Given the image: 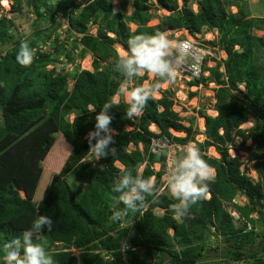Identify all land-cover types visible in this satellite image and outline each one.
Instances as JSON below:
<instances>
[{"label":"trees","instance_id":"16d2710c","mask_svg":"<svg viewBox=\"0 0 264 264\" xmlns=\"http://www.w3.org/2000/svg\"><path fill=\"white\" fill-rule=\"evenodd\" d=\"M8 1L16 14L25 10L28 15H35L33 26L42 25L41 21L49 18L55 20L56 16L66 19L67 39L71 38L72 43L66 51L63 46L67 42L60 43V37H53L61 22L37 30L27 40L33 60L22 66L16 55L24 41L9 33L14 21L5 14L0 16V47L12 44L0 53V235L12 238L22 234L32 228L38 215H44L52 218L53 229L35 233L34 240L44 243L46 251L55 244L61 245L60 251L49 254L55 264H216L215 256H210L213 251L221 264H264V34H255L264 32V17L254 16L245 0H197L196 11L190 6L191 0H132L129 15L122 7L115 10L114 0ZM159 11L168 15H155ZM155 18L158 24L150 26ZM130 24L135 26L133 31ZM91 27L95 28V35L90 33ZM204 29L217 31V44L227 56L223 61L224 78L217 68L210 70L209 80L218 86L216 102L211 105L216 116L200 114L204 118V140H196L200 133L194 118L188 120V127L182 125L184 120L172 110L171 94L160 88L161 98L150 99L142 116L128 120V105L122 100L112 101L125 79L115 70L119 58L115 46L126 50L128 40L139 34L187 30L193 35ZM50 43L55 45V55L46 51ZM78 48L81 60L91 57L92 71L77 67L68 88V74L57 70L56 65L63 57H75ZM146 79L147 73L135 78L133 86H142ZM164 81L158 78L157 83ZM241 84L244 93L239 91ZM105 103L112 105L108 114L112 117V147L116 152L93 166L84 162L88 156L94 158L85 137L93 130L95 115ZM70 114L74 116L71 122L67 120ZM250 118L254 127L241 129ZM50 119L55 123L50 125L51 132L55 133L56 126L71 150L62 168L52 176L45 197L37 203L36 191L30 193L29 184L24 182L29 171L22 166L32 149L29 138L36 140L35 129ZM152 125L157 132L150 129ZM171 130L185 136L175 137ZM25 134H29L28 138ZM52 138L51 144L56 140ZM163 138L180 146L195 143L214 170V179L205 182L209 197L192 205L184 216L172 211L171 205L178 201L165 191L161 181L167 151L161 150L158 155L151 151L153 140ZM236 139L241 143L234 148ZM229 147L235 153L240 149L247 154L246 161L256 173V181L248 176L249 168H245L240 157L230 156ZM210 148L218 158L208 155ZM155 164L159 165L158 171L154 170ZM20 170L25 178L18 182ZM125 171L134 176L155 177L157 191L155 196L146 198L140 212H129L120 221H113L111 217L117 209L114 198L118 196L113 186ZM67 176L85 188L74 191ZM19 191L26 197H21ZM238 195L247 203L237 204ZM229 205L240 225L235 224L227 210ZM156 210L162 213L157 214ZM260 226L261 233L257 231ZM218 238L223 240V248L216 245L213 251L206 249L204 243ZM260 242L262 245L256 248ZM124 243L130 249L122 252ZM71 248L78 250V256L71 254ZM209 259L213 260L207 262Z\"/></svg>","mask_w":264,"mask_h":264},{"label":"clouds","instance_id":"9594fccd","mask_svg":"<svg viewBox=\"0 0 264 264\" xmlns=\"http://www.w3.org/2000/svg\"><path fill=\"white\" fill-rule=\"evenodd\" d=\"M4 1L8 0H2L0 3ZM115 1L117 0L113 2ZM77 2L83 3V0H77ZM232 8L235 7H231V10ZM21 30L25 33L30 32L27 24H24ZM168 32L134 35L128 40L127 49L119 55L115 70L125 79L121 81L117 95L126 98L128 107L125 115L128 120L142 116L148 101L157 96L159 91L158 83L149 85L146 81L142 86H133L135 78L147 73L154 78L171 80L176 75L174 64L179 65L186 59L191 43L170 39ZM16 60L22 66L31 64L33 51L27 41L21 43ZM110 108H112L110 103L104 104L102 110L95 115L93 130L89 131L85 137L89 152L97 161L107 157L109 153L114 155L116 152L115 147H112L115 144V132L110 127L112 121V117L108 114ZM179 118L184 120L181 122L182 125L186 123V126H183L188 127V120L194 117ZM175 133L171 131L172 135ZM183 134L185 136V133ZM181 151L182 155L172 161L165 177L168 192L175 201H178L171 205L172 211L177 216H184L192 205L206 197L208 186L205 182L214 179V170L202 158L200 149L195 143L189 142L183 145ZM166 168L167 159L165 172ZM155 185V177L144 178L142 175L134 176L131 172L125 171L113 186V192L118 193V196L114 198L117 209L113 212L111 219L120 221L127 217L129 212L133 214L140 212L145 206L146 198L155 196L157 191ZM120 205L123 207H119ZM45 229L48 232L52 231L53 220L49 216L38 215L30 230L0 243V264H55L52 256L46 251L44 243L34 240V234H42Z\"/></svg>","mask_w":264,"mask_h":264},{"label":"rangeland","instance_id":"374dc122","mask_svg":"<svg viewBox=\"0 0 264 264\" xmlns=\"http://www.w3.org/2000/svg\"><path fill=\"white\" fill-rule=\"evenodd\" d=\"M131 1L132 0H124L123 2H119V1H115L113 2V5L115 6V10H119L120 7L124 8L125 9V12L129 13L131 12V10H129V7L131 6ZM197 0H191L190 2V6L191 8L196 11V8H197V5H196V2ZM8 2V1H7ZM4 3V2H3ZM1 4L0 3V16L4 15L8 18V19H11L12 21H14L15 25L14 27L11 26L12 28L10 29V32L11 34L14 35V37L17 39H19L20 42L22 41H27L33 34L35 31L37 30H43V29H48L51 27V25L53 24H56L57 22H61V25L60 27L57 29L55 35L53 37H60L58 38V41L61 43L62 41H66L67 43L63 46L64 49H66V51L70 49L71 47V41L72 39L68 38V34L65 33L64 29V25L62 22H64L63 19L59 20L57 18H55V20H50V18L46 21H41L42 22V25L41 23L38 24L37 26H33V22L35 20H37L36 16L35 15H32V14H29L25 12V10L23 11V13H18L16 14L15 11L11 10L10 9V2H8V6L5 5V4ZM244 3L247 4V7L249 8V11L256 17H264V0H245ZM131 9V7H130ZM2 10V11H1ZM11 10V11H10ZM10 11V12H9ZM41 11V10H40ZM233 12H236V8H232ZM67 13H65L64 15H66ZM46 15V13H45ZM155 15H159V16H162V15H168L166 14L165 12L163 11H159L157 12ZM64 17V16H63ZM65 18V17H64ZM156 19V18H155ZM155 19H153V21H151L149 23L150 26H153V25H157L158 22L156 23ZM157 20V19H156ZM24 24H27L30 28V32H27L25 33L24 31H22V27ZM31 25V26H30ZM130 29L133 31L135 29V26H129ZM215 31V30H214ZM90 32L91 33H94L93 35H95V28H90ZM209 33V32H208ZM255 34L257 36H262L264 34V32H255ZM169 35V34H168ZM173 34L169 35V38L170 39H173L172 38ZM216 42L213 43V45H215ZM12 44L11 43H8L6 44L5 46H2L0 47V53L1 52H4L6 51L7 49L11 48ZM117 46V45H116ZM116 46H115V49H116ZM49 47V48H48ZM81 48V47H79ZM79 48L77 49V51L75 52V57L71 56L70 59H67V58H62V59H59L58 61V64L56 65V68L57 70H62L63 73H66L68 74V88L71 87L73 81H72V77L71 75H73L75 69L78 67L80 69H84V70H88V71H92V67H91V62H92V59L89 55H87L83 60H81L77 55L79 53ZM236 50L238 49V47L235 48ZM46 51H49L50 53L52 54H56V51H55V45H52L51 43L49 45L46 46ZM120 55V54H119ZM73 61V63H71ZM71 64H73V66L71 67ZM52 66H48V69H51ZM223 69H224V65H223ZM152 75L151 74H147V83L149 85H154V84H157L156 80H151L152 78ZM146 81H143L142 85H144V83ZM134 85V83H133ZM163 87V84H159V88L162 89ZM239 91H241L242 93H244V86L241 84L239 86ZM208 95H210L209 92H207ZM238 98H242V95L240 93H236L235 94ZM161 96L159 94V91H158V95L153 97V99H159ZM202 98H204L205 100H203V102L201 101L200 102V107H201V110L202 109H206L204 107H207L208 104H209V100L210 99V96H203ZM120 100H122L124 103L127 104L126 102V98L124 96H118V95H115L112 99V101L114 103H117L119 102ZM206 100H207V103H206ZM207 105V106H206ZM210 110H212V117L215 116V113L212 109V107H209ZM185 108L182 110V112L180 111V114L182 115V118H186V117H192L190 112H188L186 115H184L183 113L185 112ZM190 110L191 112L193 111L192 107H190ZM200 110V111H201ZM200 114H204L203 111L200 112ZM74 118L73 114H70L67 118L68 121H72ZM188 119V118H186ZM42 122V121H41ZM44 122V121H43ZM55 125V123L53 122V120L50 119V121L47 123V122H44L42 125L39 126L38 129H35L34 131V138L37 137L36 140L33 141V138H29L30 139V146H31V151L28 152L27 155V158L24 165L22 166V168L29 172H27L26 174L29 176L27 178H25V173H22L21 170L19 171L18 175V182H19V179L20 180H23L21 178H25L24 179V182L25 184H29L28 186V190L29 192L31 193L32 190H35L36 191V197H34V199L36 200V202L38 203L41 199H43L48 191V188L49 186L51 185L52 181H53V178L52 176L54 175V173H57L59 171V169L62 168V166L64 165V162L68 156V154L70 153V147L69 145L64 141V139L58 134V131H57V128L55 126V133L54 132H51L52 131V126L50 125ZM184 126H186V123L183 124ZM255 125L254 121L252 118H250V120L244 124L243 126H241L240 128L243 129V130H248V129H251L253 128ZM43 126V127H41ZM40 127L42 129H40ZM153 130V128H151ZM154 131V130H153ZM157 132V131H155ZM52 133V135H51ZM31 134V133H29ZM28 134V135H29ZM28 135H24V137H27ZM175 137H178V138H181V137H184L183 133H175L173 134ZM52 136L56 137V140L55 142H52L53 138ZM28 138V137H27ZM197 139L202 142L204 140L203 138V134L201 132V137L198 136ZM240 140L239 139H236L235 140V147L234 148H237L239 147L240 145ZM36 144V145H35ZM247 146L251 145V142L248 141L246 143ZM42 147V148H41ZM139 148L141 149V147L139 146ZM181 148L182 146L178 145V147H174L172 148L170 145H166L165 146V149L167 150L168 149V152L170 154V157L171 159L168 160V163H167V168H166V172L164 173V175L161 177V181H163V186L165 187V191H168L167 190V183H166V180H165V177L167 176L169 170H170V167H171V164H172V161L174 159H177L179 158L180 155H182V151H181ZM174 152V153H173ZM208 155L209 156H212V157H216L218 158V155L217 153L215 152V150L213 148H210L208 150ZM231 156V155H230ZM231 157H240V159L242 161L245 162V168L248 169L249 166H250V163H248L246 161V157H247V154L242 151V150H238L234 156H231ZM99 161V160H98ZM98 161L95 159V158H92L91 156H88L84 159V162H88L90 163L91 165H97L98 164ZM117 166L119 168H122V166L118 163ZM40 168V169H39ZM42 169V170H41ZM58 169V170H56ZM154 170L155 171H158L159 170V165H154ZM241 170L243 171V167L241 168ZM31 174V175H30ZM247 174L249 175L250 178H252L254 181L257 180V175L254 171H252L250 168L247 170ZM38 175H41V177H39L37 179V176ZM15 176V175H14ZM30 176H32V178H30ZM16 178V177H15ZM37 179V180H36ZM66 181L68 182V184L70 185V187L74 190V191H78L79 189H84L85 188V185H81L74 177L72 176H67L66 177ZM21 197H26V195L24 194V192L22 191H19ZM209 195L207 194L206 195V198H208ZM235 202L237 204H245L247 203L246 199L241 196V195H238L236 198H235ZM227 210L229 212H231V215L234 217V220H235V224L236 225H240L241 222L238 221L237 219V215L234 213L233 211V208L229 205V207H227ZM157 214H161L162 212L160 210H156L155 211ZM178 220H180L179 218H177ZM262 227H257V231L259 233H261V230ZM6 239H11V236H5V238L0 235V243H2L4 240ZM222 241V242H220ZM263 243V241H262ZM262 243H258L255 245V247L257 248L258 245L261 246ZM206 249H210L212 250L216 245H220L221 248H223L224 246V242L223 240H220L219 238L217 240H214L213 239H210L209 242H206L204 243ZM62 249L61 245L59 244H55L54 246H51L49 249H48V253H53L54 251H60ZM69 251L71 252V254L73 256H78L79 252L77 249H74V248H71L69 249ZM213 251V250H212ZM209 252V251H208ZM214 251L211 252L210 256L211 257H214L216 258V264H221L220 262V258H217L216 255H214ZM213 259H209L208 261H212ZM215 260V259H214ZM207 261V260H206ZM207 261V262H208ZM223 263V262H222ZM161 264H167V261H164L163 263Z\"/></svg>","mask_w":264,"mask_h":264},{"label":"built area","instance_id":"2783aa9c","mask_svg":"<svg viewBox=\"0 0 264 264\" xmlns=\"http://www.w3.org/2000/svg\"><path fill=\"white\" fill-rule=\"evenodd\" d=\"M56 18L60 19L61 17L56 16ZM63 20L64 22L62 23L65 24L64 31L67 33L68 23L66 19ZM167 34H173V40L189 41L191 47L187 50L185 61L179 65L174 64L176 75L171 80L165 81V86L162 87L161 91H166L171 94L169 99L173 102V111L176 112L179 117L182 118L180 111L182 112L184 108L186 109L183 113L184 115L190 112L191 116L195 118V126L198 127L201 133L203 131L204 118L200 115V112L203 111L206 115H212L209 107H211L213 103L215 90L218 88L215 83L205 78L211 73L210 70L215 68H217L222 78H224L223 61L226 60V54L217 44L218 33L216 30L209 31L204 29L200 33H195L193 35L189 34L187 30H174ZM214 42H216L215 45H213ZM190 82L193 83V85L188 86ZM207 92H209L210 95H208ZM191 94L194 95L191 96ZM201 95L210 96V99H208V106L206 105L207 107H204L206 109L202 110L200 102H203L205 99L201 98ZM190 107L193 109L192 112ZM198 136L201 137V134ZM198 136H196L197 141H199L197 139ZM166 145H170L172 148L178 147L170 144L166 138H163V140H153L151 151L158 155L161 150H166ZM229 154L231 156L235 155L232 147H229ZM169 159H171V157L168 152L167 163ZM128 249H130V245L124 243L121 251L124 252Z\"/></svg>","mask_w":264,"mask_h":264},{"label":"bare ground","instance_id":"6f19581e","mask_svg":"<svg viewBox=\"0 0 264 264\" xmlns=\"http://www.w3.org/2000/svg\"><path fill=\"white\" fill-rule=\"evenodd\" d=\"M3 4H5V5H7L8 6V2L7 1H4V3ZM116 51H117V54L119 55L121 52H123L124 50L120 47V46H116ZM211 72V71H210ZM211 76V73H209V75L207 76V78H205V79H209V77ZM152 79V81L153 80H156V82H157V80H158V77L157 78H154L153 76L151 77ZM147 80V79H146ZM146 80H144V81H146ZM166 81V80H165ZM165 81L163 82V83H161V85L163 84V86H165ZM211 82H213V81H211ZM213 83H215V82H213ZM191 85H193V84H191V82L190 83H188V86H191ZM161 90V89H160ZM169 91V90H168ZM159 94H160V96H162L161 95V93L159 92ZM191 95H194V94H191ZM204 95H201V98L203 97ZM161 98V97H160ZM194 102V101H193ZM216 102V100H215V97H214V100H213V103H212V105L214 104ZM204 126V125H203ZM204 127H203V131H204ZM171 131H173V130H171ZM203 131H202V133H203ZM175 132V131H174ZM165 151H167V150H165ZM160 153V152H159Z\"/></svg>","mask_w":264,"mask_h":264},{"label":"crops","instance_id":"0c3cea01","mask_svg":"<svg viewBox=\"0 0 264 264\" xmlns=\"http://www.w3.org/2000/svg\"><path fill=\"white\" fill-rule=\"evenodd\" d=\"M129 10H131L130 7H129ZM127 12H128V11H127ZM127 12H126V15H129V14L131 13V12H129V13H127ZM165 13H166V12H165ZM152 21H153V20H152ZM155 21H156V23L158 22V20H156V19H155ZM130 26H133V25L130 24ZM116 95H117V94H116ZM211 111H212V110H211ZM213 111H214V110H213ZM214 113H215V116H216V112H215V111H214ZM213 117H214V116H213ZM203 127H204V126H203ZM151 128H153L154 132L157 131L154 125H152V126L150 127V129H151ZM151 130H152V129H151ZM153 130H152V131H153ZM183 135H184V134H183ZM208 262H209V261H208Z\"/></svg>","mask_w":264,"mask_h":264}]
</instances>
